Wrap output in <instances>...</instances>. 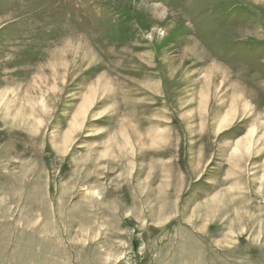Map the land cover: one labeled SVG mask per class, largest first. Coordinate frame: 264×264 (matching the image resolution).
Returning <instances> with one entry per match:
<instances>
[{
    "label": "rangeland",
    "instance_id": "obj_1",
    "mask_svg": "<svg viewBox=\"0 0 264 264\" xmlns=\"http://www.w3.org/2000/svg\"><path fill=\"white\" fill-rule=\"evenodd\" d=\"M0 264H264V0H0Z\"/></svg>",
    "mask_w": 264,
    "mask_h": 264
},
{
    "label": "bare ground",
    "instance_id": "obj_2",
    "mask_svg": "<svg viewBox=\"0 0 264 264\" xmlns=\"http://www.w3.org/2000/svg\"><path fill=\"white\" fill-rule=\"evenodd\" d=\"M215 69V68H214ZM98 81V80H97ZM101 85V84H100ZM104 86V85H103Z\"/></svg>",
    "mask_w": 264,
    "mask_h": 264
}]
</instances>
